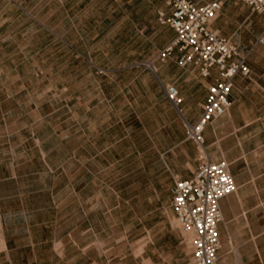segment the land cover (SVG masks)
I'll list each match as a JSON object with an SVG mask.
<instances>
[{
	"label": "rangeland",
	"instance_id": "1",
	"mask_svg": "<svg viewBox=\"0 0 264 264\" xmlns=\"http://www.w3.org/2000/svg\"><path fill=\"white\" fill-rule=\"evenodd\" d=\"M221 1L222 35L242 55L264 49V18ZM70 6L0 0V176L10 177L11 195L16 187L29 194L56 171L82 168L70 159L76 150L101 174V264H145L141 256L190 264L160 157L176 142L177 115L151 70L173 39L157 22L163 0H101L89 18L71 17ZM258 58L262 75L264 50ZM88 135L96 145L85 150Z\"/></svg>",
	"mask_w": 264,
	"mask_h": 264
},
{
	"label": "crops",
	"instance_id": "2",
	"mask_svg": "<svg viewBox=\"0 0 264 264\" xmlns=\"http://www.w3.org/2000/svg\"><path fill=\"white\" fill-rule=\"evenodd\" d=\"M7 1L20 4L26 0ZM56 1L71 5L69 10L77 13L71 17L80 16L82 12L85 18L94 17L93 8L101 2ZM193 2L203 5L211 1ZM158 12H168L165 0L156 16ZM211 27L222 37L226 34L216 21ZM168 29L174 39L173 31ZM263 50L262 47L253 48L244 55L250 77L233 79L229 110L207 125L203 132L208 160L226 162L236 186L233 194L219 201L222 222L218 225V264H264V74L257 73L258 57ZM177 58L178 53L174 52L171 58L163 62L158 60L152 63L154 67L151 66L164 98L162 87L168 85H174L182 98L183 118L166 99L177 115L174 122L176 142L160 154L169 172L168 178L174 179L169 188L171 200L174 181L191 179L199 165L198 152L186 138L183 120L189 124L196 122L207 87L212 82L202 78L192 66L181 68L175 63ZM192 108H196L194 112ZM99 140L101 135L97 136L98 144ZM78 142L75 140L71 145L77 146ZM95 145V140L88 135L81 147L89 150ZM76 152L70 159L81 163L82 168L52 173L55 176L49 178L52 179L50 186L43 185L30 192L33 194L30 198L22 187H16L11 195L10 177L1 174L0 264H101L105 257L101 252V209L104 208L101 206V174L85 167L90 158L76 156ZM100 157L101 151H98L91 159L100 160ZM140 259L145 264H153L147 256Z\"/></svg>",
	"mask_w": 264,
	"mask_h": 264
},
{
	"label": "built area",
	"instance_id": "3",
	"mask_svg": "<svg viewBox=\"0 0 264 264\" xmlns=\"http://www.w3.org/2000/svg\"><path fill=\"white\" fill-rule=\"evenodd\" d=\"M238 1L264 18V0ZM165 6L168 12H158L157 22L170 28L174 39L159 52V61L177 52V64L181 68L192 66L202 78L212 80L196 122L189 124L183 120L186 138L198 152L199 165L191 179L174 181L171 209L186 239L191 264H218V225L222 222L219 201L233 194L236 186L226 162L208 160L203 132L207 125L229 110L233 79L236 76L249 78L251 71L238 48L211 27L222 10L221 0L203 5H196L193 0H165ZM258 42L262 44L264 39ZM162 88L167 101L183 118L178 89L174 85Z\"/></svg>",
	"mask_w": 264,
	"mask_h": 264
},
{
	"label": "bare ground",
	"instance_id": "4",
	"mask_svg": "<svg viewBox=\"0 0 264 264\" xmlns=\"http://www.w3.org/2000/svg\"><path fill=\"white\" fill-rule=\"evenodd\" d=\"M0 245H1V243H0Z\"/></svg>",
	"mask_w": 264,
	"mask_h": 264
}]
</instances>
